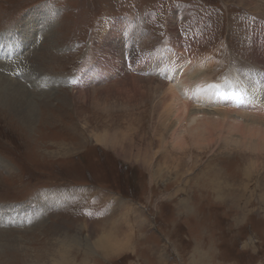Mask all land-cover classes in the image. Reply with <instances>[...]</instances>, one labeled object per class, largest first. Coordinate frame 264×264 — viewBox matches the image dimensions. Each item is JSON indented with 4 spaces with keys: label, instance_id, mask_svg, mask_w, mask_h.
<instances>
[{
    "label": "rangeland",
    "instance_id": "374dc122",
    "mask_svg": "<svg viewBox=\"0 0 264 264\" xmlns=\"http://www.w3.org/2000/svg\"><path fill=\"white\" fill-rule=\"evenodd\" d=\"M118 26L125 39L106 48L104 30ZM3 33L14 35L0 77L29 91L11 103L34 117L0 107V264H264V148L250 147L264 146L263 130L244 124L264 118V93L232 108L214 100L264 87V0H0ZM176 54L181 100L200 127L207 113L228 117L229 142L178 149L151 102L128 96L164 81L155 66ZM104 58L114 79H76ZM150 60V74L139 70ZM198 64L196 83L186 75ZM49 194L63 201L39 203Z\"/></svg>",
    "mask_w": 264,
    "mask_h": 264
},
{
    "label": "bare ground",
    "instance_id": "6f19581e",
    "mask_svg": "<svg viewBox=\"0 0 264 264\" xmlns=\"http://www.w3.org/2000/svg\"><path fill=\"white\" fill-rule=\"evenodd\" d=\"M37 16V15H36ZM29 18H31L29 16ZM35 19V18H34ZM33 19V20H34ZM55 20V19H54ZM51 21V20H50ZM33 22V21H32ZM55 22V21H54ZM30 26L31 25V22L28 23ZM27 24V26H28ZM47 24L48 26H50L51 22H49V20L47 21ZM53 24V23H52ZM123 23H121L120 26H122ZM45 26V25H44ZM116 26V25H114ZM103 28V27H102ZM109 28V27H108ZM32 29V28H31ZM30 29V30H31ZM110 29L112 30V27H110ZM113 29H115V31L111 32V30H104V34H105V38L107 41H105V45H106V48L107 47H110L111 48H116L118 50V48H120V45H121V38L122 40H124L125 36L122 34V29L121 27H113ZM51 30V29H49ZM127 30V29H126ZM35 31V30H34ZM100 31V30H99ZM125 31V29L123 30ZM134 31V29H133ZM22 33H24V31L21 30ZM122 36H121V34ZM101 33V32H100ZM143 33V32H142ZM33 34V33H32ZM124 34H126L124 32ZM14 34H0V39H2L3 37L5 36H12ZM118 38V40H117ZM128 38H132V34H129ZM26 39V38H25ZM28 39V38H27ZM37 39V37H36ZM12 40V39H11ZM29 40V39H28ZM27 41V40H26ZM127 42V41H126ZM16 43V42H15ZM135 45V44H134ZM9 45H6V42H1L0 43V62L3 61V59L7 56V53L8 51L6 50H10L12 49L11 47H8ZM8 47V48H7ZM125 47V46H124ZM19 48V47H18ZM103 48V47H102ZM126 48V47H125ZM136 49V48H134ZM16 50V49H14ZM18 51V49H17ZM115 51V50H114ZM176 51V50H175ZM112 52V51H111ZM142 52V51H141ZM120 53V52H119ZM178 53V52H176ZM122 54H123V51H122ZM131 56L130 57H134L131 52H130ZM156 54V53H155ZM125 55V54H124ZM112 56V55H111ZM153 56H156V55H153ZM164 56V55H163ZM176 58L175 59H172L173 58V55H171L170 59L168 58V55H166V60L162 59L160 65L157 64L155 66L156 70H155V73L157 74V72L160 70V69H165L162 73L165 74L166 72V75H168L167 77H165V80L163 81V76L161 77V82L163 81V83H154V80H148V81H144V85H140L138 82V85L139 87H141L139 90V93L138 92H133V93H128V96L130 95H138V98H140L139 102L142 104L141 100L143 99L144 102H147V101H150L151 102V106H152V109H153V112H154V115H158L159 117V127L161 125V129L165 132H170L172 131V134H174V146H176L178 149H184L186 147H189L190 144H197L198 146L199 145H209L210 143H213L215 141H217V138H219V140H228V142L230 141V135L232 134L231 131L230 132H226L225 133V123H226V126H227V123L228 121L226 122V116L224 114H220L219 112H215V114H220L219 117H215L213 115L215 114H212V113H207L205 116H203V120H202V123H203V126H198L197 123V120H198V116H196V111L192 110L189 106V104L183 102L181 100V96L183 97L184 96V85H183V82L180 81L181 79V70H182V67H181V64H184V63H179V64H176L177 62L179 61H182L181 60V56L176 54ZM10 57V56H9ZM123 57V56H121ZM159 58V56L157 57ZM119 59V58H118ZM124 59V58H123ZM130 59V58H129ZM183 59V57H182ZM105 62L99 60L97 61L95 64H93L92 66L88 65V68H82L79 72V74L76 76V79H78V77H83L85 78V83H87V81L89 82H94V84H96V82H106L107 80H110V79H114L115 76L111 77L110 75H108L107 73H110V65L108 64V60L105 59ZM113 60V59H112ZM156 60V59H155ZM5 61H6V58H5ZM122 61V60H121ZM130 61V63H132V59L128 60ZM135 61V60H134ZM151 61V60H150ZM149 61V62H150ZM141 62V61H140ZM156 62V61H155ZM129 63V64H130ZM142 63V62H141ZM88 64V63H87ZM139 64V63H138ZM152 61L150 62V64L148 65H141L139 66L140 69L142 72H146L148 74H150L152 72ZM165 64V65H164ZM164 65V66H163ZM180 65L179 67H175L174 66H178ZM134 66V65H133ZM133 66L130 65V69L133 68ZM138 66V65H137ZM150 66V67H149ZM222 66V65H221ZM93 67H95L93 69ZM137 67V68H139ZM207 67V66H206ZM223 67V66H222ZM118 71L120 72L119 75L122 73L123 70H121V68L118 66L117 67ZM154 68V67H153ZM204 67H202V64H198L196 66L193 67V71L194 73H189L188 75H186L187 77L186 78H190L191 80L193 81H196V83L200 80H202V72L201 71H204L202 70ZM246 68V67H245ZM127 70V69H126ZM161 71V70H160ZM254 69H251V72H253ZM113 72V71H112ZM139 73V72H138ZM154 73V72H153ZM154 73V74H155ZM255 73V72H254ZM116 74V73H115ZM131 74V73H130ZM171 74V75H170ZM114 75V73H113ZM125 75V74H124ZM160 76V75H159ZM2 77V76H1ZM0 77V107L6 110L8 106L9 110L8 112L14 114L17 116V114H21V115H28V117L32 118L34 117V113L33 111L29 112V110H27V108H25L24 106H20L19 104H12L11 102H14V103H24L23 98H21V96L19 97L17 93H19V90L21 91H24V92H29L27 91L26 89H22L17 83H15L14 81L12 82L9 81V80H6L3 79ZM138 79V78H137ZM170 79V80H169ZM172 79V80H171ZM21 80V79H20ZM140 80V79H139ZM169 80L170 82L167 83L166 81ZM234 81L236 82H239L237 77L233 79ZM130 81L129 79L127 80V82ZM192 81V82H193ZM80 83V81H78ZM155 84H153V83ZM259 82V81H258ZM83 83V82H82ZM109 83V82H108ZM132 83V82H131ZM143 83V82H142ZM235 83V82H234ZM98 84V83H97ZM195 85V83H193ZM259 85V84H258ZM256 84V80H255V83L254 81L250 82V83H244L242 84L243 87L246 88V86H249L251 87V89H253L255 86H258ZM130 86L132 87V85L130 84ZM96 87V86H95ZM98 87V86H97ZM96 87V89H97ZM192 87V85H191ZM135 88V87H134ZM248 88V87H247ZM257 91H255L253 94L251 93L252 90L250 91L249 89H246V92L247 94H249L251 100H258L262 94L264 93V90L261 91L264 87L262 86H258L256 87V89H258ZM255 89V90H256ZM261 91V92H260ZM258 92V94H256ZM198 93V91H197ZM260 93V94H259ZM24 96V95H23ZM142 98H141V97ZM254 101V102H255ZM6 104L3 105V104ZM104 103V102H103ZM257 103V102H256ZM14 106L18 107L20 106L18 109H16ZM215 106V105H214ZM129 107V106H128ZM221 107V106H220ZM194 108V107H193ZM229 108V107H228ZM16 109V110H15ZM227 109V108H226ZM192 110V111H191ZM229 111V110H228ZM230 112H232L230 110ZM252 112V111H251ZM224 113V112H223ZM211 114V115H210ZM207 115H209L208 117H206ZM231 115V114H230ZM243 115V114H241ZM228 116V114H227ZM244 116V115H243ZM111 117V116H110ZM157 117V118H158ZM187 117L189 118L188 120L191 121V123H193L192 125L194 127H190V128H185L186 131H188V134L189 136H185V137H182L180 136L179 134L176 133V130H178V127L179 125H182L186 120H187ZM206 117V118H204ZM243 118V117H242ZM245 119H248V122L247 123H244V124H247L248 126H253V130H258L259 132H261L263 130L262 133H260L262 135V137H264V121H263V117L260 115H256V116H252L251 118L248 116L245 118ZM189 122V121H188ZM190 123V124H191ZM231 123V122H230ZM25 124V123H24ZM241 129V128H240ZM242 130H245V128H243ZM167 132V133H168ZM228 136V138H224L225 136ZM110 140V139H109ZM124 141V140H123ZM242 141V140H240ZM227 142V141H226ZM173 143V142H172ZM242 143V142H241ZM212 145V144H211ZM192 147V146H191ZM250 147L252 149H255V150H259L260 148H264L263 147H258V146H253L250 145ZM164 149V148H163ZM202 149V148H200ZM119 151V150H118ZM182 151V150H181ZM186 151V149H185ZM188 151V149H187ZM182 154V153H181ZM142 161V160H141ZM145 165V164H144ZM148 166V165H147ZM153 171V170H152ZM209 174V173H208ZM204 175V174H203ZM167 176V175H166ZM159 177V176H158ZM213 178V177H212ZM211 178V179H212ZM215 180V179H214ZM207 182V181H206ZM211 184V182H210ZM212 185V184H211ZM207 187V186H206ZM214 188V187H213ZM188 189V188H187ZM210 189V188H209ZM63 192V191H62ZM218 194V193H217ZM49 198L47 200H44L43 198L42 199H39V203H41L42 205H47V207H52L53 205L59 203L60 200H62V198H59L58 200L55 198V196L53 194H49L48 195ZM47 196V197H48ZM44 200V201H43ZM37 201V202H38ZM63 201V200H62ZM186 202V201H185ZM181 203V202H180ZM185 204V203H184ZM181 206V205H180ZM37 208H40V205L38 204V207ZM33 208H30V210H32ZM20 210V209H19ZM20 213L19 214H22L23 212H25L24 209H21V211H19ZM31 216V219L30 222L32 221H35L33 222L31 228H34L35 226H38L39 225V220H37V215L38 213L35 212V214H33V211L29 214ZM41 217H43V215L41 214ZM35 218V219H34ZM40 218V214L38 216V219ZM24 219V218H23ZM23 221V220H22ZM21 221V222H22ZM29 222V221H28ZM27 222V223H28ZM29 222V223H30ZM26 225V224H25ZM24 230V229H23ZM114 245L113 243H111L110 241L107 242V249L109 251H112V249L114 248ZM107 251V252H109ZM204 258V256H202Z\"/></svg>",
    "mask_w": 264,
    "mask_h": 264
},
{
    "label": "crops",
    "instance_id": "0c3cea01",
    "mask_svg": "<svg viewBox=\"0 0 264 264\" xmlns=\"http://www.w3.org/2000/svg\"><path fill=\"white\" fill-rule=\"evenodd\" d=\"M60 203V202H59Z\"/></svg>",
    "mask_w": 264,
    "mask_h": 264
}]
</instances>
